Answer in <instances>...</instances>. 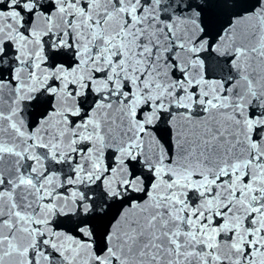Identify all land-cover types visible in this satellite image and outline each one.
Wrapping results in <instances>:
<instances>
[{
	"label": "snow or ice",
	"instance_id": "1",
	"mask_svg": "<svg viewBox=\"0 0 264 264\" xmlns=\"http://www.w3.org/2000/svg\"><path fill=\"white\" fill-rule=\"evenodd\" d=\"M0 264H264V0H0Z\"/></svg>",
	"mask_w": 264,
	"mask_h": 264
}]
</instances>
